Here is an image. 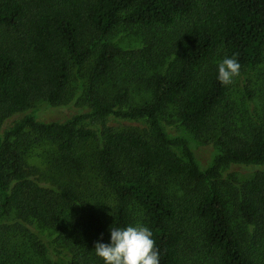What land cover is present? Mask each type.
I'll return each mask as SVG.
<instances>
[{
	"label": "trees",
	"instance_id": "obj_1",
	"mask_svg": "<svg viewBox=\"0 0 264 264\" xmlns=\"http://www.w3.org/2000/svg\"><path fill=\"white\" fill-rule=\"evenodd\" d=\"M120 25L144 46L111 41ZM233 57L263 67L264 106V0H0V129L35 102H65L83 68L91 110L63 122L27 114L0 133V264H105L95 244L137 224L152 231L160 264H264V166L244 179L221 173L264 165V115L248 131L229 122L218 65ZM139 68L148 96L133 104ZM169 107L197 137L226 120L222 153L204 171L160 125ZM46 142L42 172L26 154Z\"/></svg>",
	"mask_w": 264,
	"mask_h": 264
},
{
	"label": "rangeland",
	"instance_id": "obj_2",
	"mask_svg": "<svg viewBox=\"0 0 264 264\" xmlns=\"http://www.w3.org/2000/svg\"><path fill=\"white\" fill-rule=\"evenodd\" d=\"M109 38L115 44L128 50L140 49L144 46V42L139 38L138 34L135 33L134 28L126 25H120L111 33ZM262 71L263 67L251 69L242 68L240 75L235 77L233 83L230 84L232 111L229 112V122L232 128H236L235 131H248L251 126L256 125V119L262 120L263 118V94L259 87L261 79L263 78L260 74ZM82 73L83 80L81 86L73 75V80L69 87L71 92L67 95L65 102L57 105L48 104L43 100L35 102L27 111L16 113L9 117L5 123H3L0 133L27 114H33L36 120L40 122H63L70 119L75 114L90 113L91 110L84 100L87 75L85 68L82 69ZM147 80L148 76H143L142 69L139 68L132 72L131 103L135 104L147 98ZM247 91L250 92V96L247 94ZM159 121L168 138H182L186 141L200 170L204 171L211 166L214 160L222 153L221 148L216 143V137L218 136V131L221 129L220 127L226 125V120L222 119V117L216 119L217 132H213L211 135L209 134L204 137H197L186 129L179 120L176 110L173 107H169L165 114L160 115ZM87 122L89 123L88 120ZM107 122L115 126L127 124L149 129V124L145 120L130 121L110 116L107 118ZM51 148L52 146L48 142L33 145L26 154L27 164L37 167L42 172H47L46 170L49 165L45 157L46 151ZM173 150L179 157L183 159L186 158L181 145H174ZM263 166L264 165L250 163H231L224 165L221 168V173L224 177L233 174L240 179H244L252 174L255 169ZM67 180L73 183L75 182V179L70 177L67 178Z\"/></svg>",
	"mask_w": 264,
	"mask_h": 264
},
{
	"label": "clouds",
	"instance_id": "obj_3",
	"mask_svg": "<svg viewBox=\"0 0 264 264\" xmlns=\"http://www.w3.org/2000/svg\"><path fill=\"white\" fill-rule=\"evenodd\" d=\"M241 64L236 58H225L218 65V80L223 85L232 84L240 75ZM111 243L95 244L96 255L105 264H160V253L152 231L143 225L110 228Z\"/></svg>",
	"mask_w": 264,
	"mask_h": 264
}]
</instances>
